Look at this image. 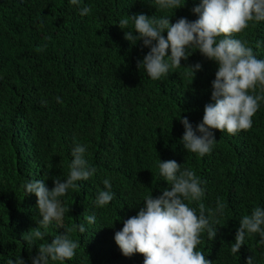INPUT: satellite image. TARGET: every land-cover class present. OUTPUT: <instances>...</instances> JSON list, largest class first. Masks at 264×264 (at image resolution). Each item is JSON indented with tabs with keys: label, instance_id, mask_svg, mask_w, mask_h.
<instances>
[{
	"label": "trees",
	"instance_id": "trees-1",
	"mask_svg": "<svg viewBox=\"0 0 264 264\" xmlns=\"http://www.w3.org/2000/svg\"><path fill=\"white\" fill-rule=\"evenodd\" d=\"M200 2L181 0L185 7L157 12L154 0H80L78 5L0 0V264L20 256L32 264L38 245L66 229H73L70 238L80 247L65 264H143L139 253L125 257L114 237L145 197H159L170 187L159 175L160 160H175L201 180L202 199L186 201L197 214L200 203L206 210L215 209L218 199L224 205L223 215L210 218L215 239L205 230L197 250L212 264H247L249 257L264 264L259 234L246 236L240 252H231L239 221L253 208H264V101L249 130L235 135L214 130L209 154L188 153L179 119L187 118L194 129L202 122L218 65L192 48L181 68L153 81L138 68L150 49L125 39L124 31H134L131 20L124 31L118 26L120 19L140 13L168 16L173 24L179 18L195 21L192 9ZM85 6L91 12L82 17ZM235 38L264 60V21L250 23ZM197 63L202 70L194 77L185 68ZM77 144L86 147L85 158L96 172L59 198L66 209L62 221L41 228L44 240L28 245L23 236L39 227L41 217L37 197L26 196L22 185L44 180L51 190L53 178L65 180ZM105 179L114 198L100 208L95 201L107 190ZM85 215H95V223L89 225Z\"/></svg>",
	"mask_w": 264,
	"mask_h": 264
},
{
	"label": "clouds",
	"instance_id": "clouds-1",
	"mask_svg": "<svg viewBox=\"0 0 264 264\" xmlns=\"http://www.w3.org/2000/svg\"><path fill=\"white\" fill-rule=\"evenodd\" d=\"M80 0H70L78 5ZM157 12L180 9L186 6L181 0H154ZM197 15L195 21L179 18L174 24L168 16L156 15L149 18L140 13L119 20V28L129 27L132 21L134 31H124L125 39L131 42L142 41L150 49L138 68L157 81L168 76L171 69L181 68V61L192 55L195 48L207 60L217 65L215 79L212 82L211 100L204 107L202 122L194 129L185 117L179 120L185 128L181 143L188 153L203 157L209 154L216 143L215 132H227L235 135L252 127L253 117L264 101V60L257 59L251 47L235 38L249 27L252 22L264 21V0H201L192 9ZM91 8H81L80 15L87 16ZM165 32L167 36L165 37ZM138 34V35H137ZM259 46V45H257ZM170 52V55H169ZM195 77L202 65L185 68ZM257 88L260 89L256 95ZM58 103L62 99L57 96ZM86 147L77 144L72 150L69 174L65 180L53 178L54 187L49 190L44 180H32L22 185L26 196L37 197V208L41 219L36 220L38 228L24 234L28 245L43 241L47 229L56 221H62L66 209L59 198L69 189L78 187L79 181H87L96 169L85 158ZM159 175L170 186L162 195L145 197L143 207L137 215L123 221V228L115 233V242L125 257L139 253L144 257L143 264H212L197 247L201 243V234L207 230L208 238L214 240L217 231L210 226V218L223 215L224 205L217 200L215 209H207L199 204V214L189 203L197 202L204 196L201 180L190 169H183L175 160L161 161L158 164ZM105 189L98 193L96 206L103 208L114 198L112 184L103 180ZM189 202V203H186ZM70 212V209H67ZM207 211V215L205 214ZM89 225L95 223V215H85ZM218 222V221H216ZM80 233H85L84 224L76 225ZM73 229H66L63 235H56L51 243L38 245V254L32 257V264H65L76 254L80 243L70 238ZM259 234V243L264 244V208L255 207L250 215H244L239 221L235 243L231 244L232 254H237L245 245L246 236ZM7 264H25L22 257L9 259ZM247 264H254L249 257Z\"/></svg>",
	"mask_w": 264,
	"mask_h": 264
},
{
	"label": "bare ground",
	"instance_id": "bare-ground-1",
	"mask_svg": "<svg viewBox=\"0 0 264 264\" xmlns=\"http://www.w3.org/2000/svg\"><path fill=\"white\" fill-rule=\"evenodd\" d=\"M220 134V133H219ZM227 194H228V192H227Z\"/></svg>",
	"mask_w": 264,
	"mask_h": 264
}]
</instances>
